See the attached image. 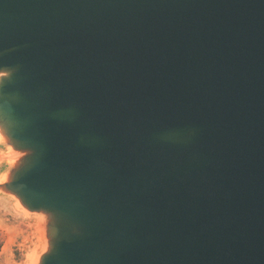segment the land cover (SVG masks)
<instances>
[{"label": "water", "instance_id": "water-1", "mask_svg": "<svg viewBox=\"0 0 264 264\" xmlns=\"http://www.w3.org/2000/svg\"><path fill=\"white\" fill-rule=\"evenodd\" d=\"M0 146L38 264H264V0H0Z\"/></svg>", "mask_w": 264, "mask_h": 264}, {"label": "rangeland", "instance_id": "rangeland-1", "mask_svg": "<svg viewBox=\"0 0 264 264\" xmlns=\"http://www.w3.org/2000/svg\"><path fill=\"white\" fill-rule=\"evenodd\" d=\"M9 151L0 146V174L7 166ZM38 216L30 215L13 200L0 197V264H25L28 252L41 236Z\"/></svg>", "mask_w": 264, "mask_h": 264}, {"label": "bare ground", "instance_id": "bare-ground-1", "mask_svg": "<svg viewBox=\"0 0 264 264\" xmlns=\"http://www.w3.org/2000/svg\"><path fill=\"white\" fill-rule=\"evenodd\" d=\"M42 230V229H41ZM47 248V241L44 235V229H43V235L41 231V236L39 238V241L37 244L28 252L26 256L25 264H38L40 260L41 253L44 252Z\"/></svg>", "mask_w": 264, "mask_h": 264}, {"label": "trees", "instance_id": "trees-1", "mask_svg": "<svg viewBox=\"0 0 264 264\" xmlns=\"http://www.w3.org/2000/svg\"><path fill=\"white\" fill-rule=\"evenodd\" d=\"M1 247H2V244L0 243V249H1Z\"/></svg>", "mask_w": 264, "mask_h": 264}]
</instances>
